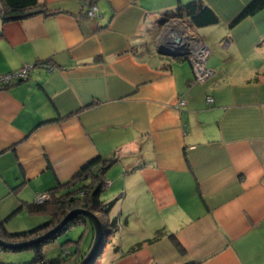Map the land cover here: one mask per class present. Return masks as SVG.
Here are the masks:
<instances>
[{
    "label": "crops",
    "instance_id": "0c3cea01",
    "mask_svg": "<svg viewBox=\"0 0 264 264\" xmlns=\"http://www.w3.org/2000/svg\"><path fill=\"white\" fill-rule=\"evenodd\" d=\"M84 1L40 0L43 12L0 20V74L35 66L0 90L8 229L14 210L103 158L116 229L97 264H264V9L232 25L252 0H202L220 22L196 28L162 24L193 0H95V17ZM171 29L209 48L204 81L160 49ZM30 215L33 227L12 231L50 220ZM86 228L74 260L93 246Z\"/></svg>",
    "mask_w": 264,
    "mask_h": 264
},
{
    "label": "trees",
    "instance_id": "16d2710c",
    "mask_svg": "<svg viewBox=\"0 0 264 264\" xmlns=\"http://www.w3.org/2000/svg\"><path fill=\"white\" fill-rule=\"evenodd\" d=\"M89 1L92 4H96L95 0ZM0 4V20L2 23L23 20L36 13L43 12V5L40 0H0ZM262 9H264V0H252L231 24L235 25L242 19L257 13ZM85 15L87 16L86 11ZM172 17L186 19L190 26L192 25L196 28L214 25L220 22L218 14L202 0H193L180 5L177 10L165 12L162 24ZM179 57L187 58V56L184 55H180ZM37 65L50 67L53 64L51 62V58H48L38 62L36 66ZM8 86L0 87V90ZM112 162L113 160L110 159H95L85 165L70 180L61 183L56 188H51L46 191L55 197L51 202L52 205L50 209L47 205H41L35 200L28 204L30 213H47V211H49L51 216L49 215L50 220L47 222L41 223L32 229L12 231L7 227L8 219H2L0 217V238L8 244L15 245V247H9L0 244V254L3 252L19 254L28 250L34 253L32 257L33 259L29 261L30 263L28 262L29 264H80L87 256V253L86 255L83 253V255L76 260L73 259V256H76L80 249L79 245L86 235V226H91L92 232L94 233V228L89 219L81 213L73 216L57 232L49 235L41 241L27 246L17 245L36 240L48 234V232L54 229L64 219V217L74 209H85L90 210L95 214H99L98 217L102 220L104 225V236L102 241L95 249L90 259L84 263L96 264L98 257L101 256L105 247V243L107 242L109 236L113 235L116 229L115 222L107 220L115 201L106 202L102 199V193L104 192L106 186L105 171L109 168ZM18 211L19 210L17 209L14 210L12 215H15ZM79 225H85L83 235L80 238L81 240L66 241L62 244V254L53 258L47 257L45 247L52 243L61 234L67 233L72 227ZM68 242L75 243V246L71 249H65ZM176 243L179 246V249L184 251L180 242L176 240ZM10 262L13 261L4 259V261L0 262V264H14Z\"/></svg>",
    "mask_w": 264,
    "mask_h": 264
},
{
    "label": "rangeland",
    "instance_id": "374dc122",
    "mask_svg": "<svg viewBox=\"0 0 264 264\" xmlns=\"http://www.w3.org/2000/svg\"><path fill=\"white\" fill-rule=\"evenodd\" d=\"M196 31H198V29H196ZM105 188L106 189L102 193V199L104 201H106V202H108V201L110 202L112 200L111 198H113V197H114V199L116 198L115 197L116 194H110L109 195L110 197L107 196V194L111 193V190L109 189V187H107V185L105 186ZM54 198L55 197L52 194H47L44 199L42 198V200H41L42 202H39V203L41 205H43V204L45 206L47 205V207H49V209H50V207L52 205L51 202H52V200ZM24 209H25L24 211H21V212L15 214V216L9 221L10 222L9 223L10 224V228H9L10 230L16 229V228L18 229L19 227H22V226H25V225H28L29 227H33V225H35L34 224L35 222L34 223L33 222H29V221H31L30 220L31 215H30V212L28 211L27 207H25ZM46 214L51 216L49 211H47ZM97 215L99 216V214H97ZM130 215H131L130 219H133L132 220L133 228L132 229H128V231L136 235L138 228L136 226L137 223L134 222V217L135 216L132 215V214H130ZM38 219L36 218V220H38ZM107 220H109V219H107ZM84 229H85V225H79V226H76V227H72L67 233H64V234H61L60 236H58L52 243L48 244L45 247V250H46L45 252H46L47 257L53 258V257H57L59 254H62V244L64 242L69 241V240H72V241L81 240L80 238L83 235ZM114 233H115V231H114ZM110 237L111 236H109V238ZM108 243L109 242L107 240V242L105 243V247L104 248L107 247ZM110 243H111V241H110ZM74 246H75V243L68 242L66 247H65V249H71ZM104 251L105 250L103 249L102 253ZM102 253H101V255H102ZM30 254H32V255H30ZM33 255H34V253L31 252V251H28V250L24 251L22 253H19V254L18 253H12V252L11 253L3 252V253L0 254V262L4 261V259H6L8 261H13V262H10V263H14V264H20V263L29 264L30 263L29 261H31L33 259L32 258ZM98 259H99V257H98ZM96 264H97V261H96Z\"/></svg>",
    "mask_w": 264,
    "mask_h": 264
},
{
    "label": "built area",
    "instance_id": "2783aa9c",
    "mask_svg": "<svg viewBox=\"0 0 264 264\" xmlns=\"http://www.w3.org/2000/svg\"><path fill=\"white\" fill-rule=\"evenodd\" d=\"M84 7L87 16L89 17H95L98 15V6L97 4H92L89 0L84 1ZM186 44H176L171 45L170 49L172 52L179 55L187 56L190 60L193 61L195 65V72H196V78L198 81H204L208 76L210 75V72L208 68L205 66V60L208 57L209 48L201 44L199 40H197L194 37L186 36L185 37ZM33 69V66H26L24 68H21L20 70L8 72L5 74H0V87L8 86L12 84L14 81H22L24 79H27L30 75V71ZM208 102L213 103L214 99L212 97H208ZM186 101L184 99L179 100L178 107L182 108L185 106ZM49 194L48 192L40 193L36 196L35 201L37 203L42 202V198L44 199L46 195Z\"/></svg>",
    "mask_w": 264,
    "mask_h": 264
},
{
    "label": "water",
    "instance_id": "95a60500",
    "mask_svg": "<svg viewBox=\"0 0 264 264\" xmlns=\"http://www.w3.org/2000/svg\"><path fill=\"white\" fill-rule=\"evenodd\" d=\"M185 36H183V32H179L175 29H171L165 36L161 37L159 39V47L160 49L165 48V47H171V45H176V44H181L184 43V45L187 43L186 42ZM84 214L92 224L95 232V238H94V243L91 248V250L88 252L87 256L81 261L80 264L86 263L90 259V257L93 255L95 249L99 246L100 242L102 241V238L104 236V225L102 220L98 217L97 214L90 210H85V209H74L71 211L54 229H52L48 234L36 239L32 240L17 246H27V245H32L33 243H37L41 241L42 239L48 237L49 235L57 232L62 226H64L73 216L76 214ZM0 244L6 245L9 247H15L13 244H8L7 242L3 241L0 238Z\"/></svg>",
    "mask_w": 264,
    "mask_h": 264
}]
</instances>
